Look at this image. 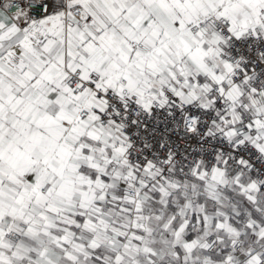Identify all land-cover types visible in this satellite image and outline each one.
Returning <instances> with one entry per match:
<instances>
[{
	"label": "snow or ice",
	"instance_id": "6c2138e0",
	"mask_svg": "<svg viewBox=\"0 0 264 264\" xmlns=\"http://www.w3.org/2000/svg\"><path fill=\"white\" fill-rule=\"evenodd\" d=\"M0 264H264V0H0Z\"/></svg>",
	"mask_w": 264,
	"mask_h": 264
}]
</instances>
